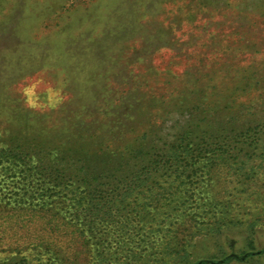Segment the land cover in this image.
<instances>
[{
  "label": "rangeland",
  "instance_id": "obj_1",
  "mask_svg": "<svg viewBox=\"0 0 264 264\" xmlns=\"http://www.w3.org/2000/svg\"><path fill=\"white\" fill-rule=\"evenodd\" d=\"M0 160V264H264V0H0Z\"/></svg>",
  "mask_w": 264,
  "mask_h": 264
},
{
  "label": "trees",
  "instance_id": "obj_2",
  "mask_svg": "<svg viewBox=\"0 0 264 264\" xmlns=\"http://www.w3.org/2000/svg\"><path fill=\"white\" fill-rule=\"evenodd\" d=\"M0 162H1V160H0ZM0 205H1V202H0ZM255 222H251V223H249L248 224V230H250L251 231V234L253 235L256 231L254 230V227H255ZM250 237H248V239H249ZM254 246H255V238L252 236L249 240H248V242H247V247L250 249H253L254 248ZM44 247V246H43ZM46 248L44 247V251H45V253L46 254H48L49 256H48V259H47V261H46V264H49V261L52 259V256H50V255H52V254H50V251L51 250H45ZM41 250V249H40ZM42 251L43 250H41V253H42ZM263 251V254H260V255H258V256H260V258L261 259H263L264 260V249L262 250ZM245 252V251H244ZM243 252V253H244ZM44 253V252H43ZM246 254H244V257L246 256V258H241L243 255L241 254V255H236L237 253H235V255H231V257H237V258H239V259H250V260H252V258H254V255L252 254V253H248V252H245ZM230 257V256H229ZM225 259V261H227V259H228V257H226V258H224ZM229 259H231V258H229ZM258 261H260V259L258 258L257 259ZM212 261H214V262H212L211 264H216V262L217 261H215L214 259H212Z\"/></svg>",
  "mask_w": 264,
  "mask_h": 264
}]
</instances>
